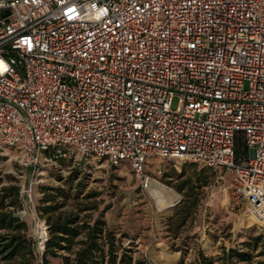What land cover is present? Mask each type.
Masks as SVG:
<instances>
[{"label":"built area","instance_id":"obj_1","mask_svg":"<svg viewBox=\"0 0 264 264\" xmlns=\"http://www.w3.org/2000/svg\"><path fill=\"white\" fill-rule=\"evenodd\" d=\"M0 145L35 177L72 155L142 188L154 157L230 171L264 232V0H0Z\"/></svg>","mask_w":264,"mask_h":264},{"label":"rangeland","instance_id":"obj_2","mask_svg":"<svg viewBox=\"0 0 264 264\" xmlns=\"http://www.w3.org/2000/svg\"><path fill=\"white\" fill-rule=\"evenodd\" d=\"M176 101L172 104L175 108ZM242 162V156L240 158ZM160 175H156L157 170ZM199 167L190 163L154 157L146 165V171L154 180L148 188L132 174L126 163L111 167L102 160L90 156L72 155L68 160L46 167L40 176H30L29 171L19 167L17 153L0 145V172L13 184L31 187L30 199L22 195V217L33 237L35 220L42 219L37 208L42 189L60 188L70 195L64 209L75 205L87 207L81 216L92 219L100 214L108 227L124 235L123 245L131 243L132 257L149 264H190L198 251L206 256H216L220 248H241V243L263 235L243 210L233 208L232 191L228 188L233 174L230 171L214 174L201 190L200 202L194 220L173 238L167 232V218L183 198L175 185L198 173ZM180 174L181 177H177ZM3 184H6L5 182ZM242 249H244L242 247ZM259 247L249 264L263 261L258 256ZM34 264H43L42 254L36 251ZM62 253H60L61 255ZM47 264H63L61 257H47Z\"/></svg>","mask_w":264,"mask_h":264},{"label":"trees","instance_id":"obj_3","mask_svg":"<svg viewBox=\"0 0 264 264\" xmlns=\"http://www.w3.org/2000/svg\"><path fill=\"white\" fill-rule=\"evenodd\" d=\"M235 155L237 161H240L241 156L247 158L242 140L235 145ZM190 166L196 167L193 163ZM214 174L217 172L202 168L175 185L183 198L167 218V232L170 236L177 238L183 228L194 220L201 190ZM69 199L70 195L63 189H42L37 211L45 221L48 232L42 253L43 264H47L48 256L61 257L63 264H149L143 259L132 257L131 243L128 245L130 247L124 246L125 236L121 234L116 237L117 232L108 227L102 214L92 219L88 215L81 216L83 211L88 210L87 207L75 205L72 209H64ZM21 206L20 187L0 172V264H34V241L27 223L19 214ZM259 247L261 251L258 256L264 258L263 235L241 243L240 249L221 247L216 256H206L198 251L190 264H249ZM256 264H264V259Z\"/></svg>","mask_w":264,"mask_h":264}]
</instances>
